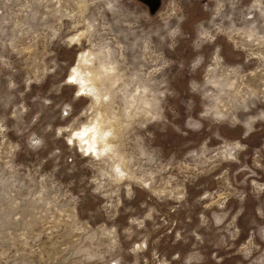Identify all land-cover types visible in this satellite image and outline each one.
Segmentation results:
<instances>
[{
    "label": "rangeland",
    "instance_id": "374dc122",
    "mask_svg": "<svg viewBox=\"0 0 264 264\" xmlns=\"http://www.w3.org/2000/svg\"><path fill=\"white\" fill-rule=\"evenodd\" d=\"M0 264H264V0H0Z\"/></svg>",
    "mask_w": 264,
    "mask_h": 264
},
{
    "label": "bare ground",
    "instance_id": "6f19581e",
    "mask_svg": "<svg viewBox=\"0 0 264 264\" xmlns=\"http://www.w3.org/2000/svg\"><path fill=\"white\" fill-rule=\"evenodd\" d=\"M82 34V33H81ZM85 55V54H84ZM83 56V55H81ZM91 58H92V52H87L86 53V63L87 64H90L91 63ZM80 67V66H79ZM81 69V68H80ZM81 72H83V70H81ZM74 73V72H73ZM79 73V72H78ZM85 73V72H84ZM77 74V73H76ZM76 74H74L73 76H75L76 78ZM80 74L82 75L83 73H79L78 75V78H80ZM114 74V68L113 67H109L106 65V63H102L100 65V70L98 72H95L94 70L88 68L87 70V73L85 75V77H83V80L86 81V82H89V84L91 85L92 82H95L96 80L99 81L101 80L102 78H104V81L106 82V80H111L112 78V75ZM71 76V75H70ZM74 78V80H75ZM76 78V79H78ZM106 79V80H105ZM78 81V80H77ZM82 81V80H81ZM88 84V83H87ZM89 85V86H90ZM112 85V84H111ZM96 95V94H95ZM106 95V94H105ZM107 96V95H106ZM100 97V96H99ZM103 97V96H101ZM106 98V97H105ZM108 98V97H107ZM110 98V97H109ZM108 98V99H109ZM104 99V98H103ZM100 100V99H99ZM98 101V100H97ZM100 115V114H99ZM93 117V116H92ZM103 117V116H102ZM105 119H106V116H104ZM104 119L101 118V117H98L94 122H91L92 123H89L90 125L86 126L84 128L83 126V130L81 133H78L80 136H81V141L84 142V143H87V144H92L93 147L96 146L94 144H102L104 146L103 149H105V147L107 148L108 146V143L110 139H106L108 138V135L110 134V128L108 127V125H105ZM246 123V122H245ZM251 125V123H248ZM112 125V124H111ZM246 125V124H245ZM247 126V125H246ZM113 128V127H112ZM249 129V128H248ZM112 135V134H111ZM110 135V136H111ZM78 137V135H77ZM79 139V138H78ZM80 140V139H79ZM108 143H107V141ZM80 141V143H81ZM86 144V145H87ZM100 144V145H101ZM85 145V144H84ZM90 146V145H89ZM88 146V147H89ZM239 147V146H238ZM87 148V147H86ZM101 148V147H100ZM101 148V149H102ZM89 149V148H88ZM102 149V150H103ZM97 151V150H96ZM88 153V151H86ZM100 152V151H99ZM100 154V153H98ZM122 172V171H121Z\"/></svg>",
    "mask_w": 264,
    "mask_h": 264
}]
</instances>
